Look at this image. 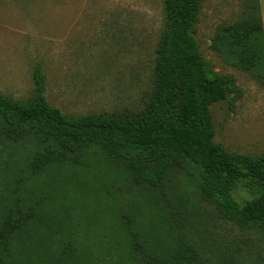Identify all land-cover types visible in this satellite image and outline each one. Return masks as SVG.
<instances>
[{"label":"rangeland","instance_id":"rangeland-1","mask_svg":"<svg viewBox=\"0 0 264 264\" xmlns=\"http://www.w3.org/2000/svg\"><path fill=\"white\" fill-rule=\"evenodd\" d=\"M245 2L204 0L194 35L214 69L236 78L237 92L211 106L216 141L230 153L255 157L264 153V57L258 79L211 48L219 26L242 18ZM165 19L164 0H0V96L30 100L39 66L47 101L67 115L139 112L156 84ZM22 168L21 155L0 144V208L16 187L23 207L31 205L25 191L38 197L31 200L41 202L48 218L30 227L35 245L40 232H59L53 264H122L123 216L136 227L149 264L176 262L180 249L188 255L182 264H264V230L243 229L226 218L198 190L199 170L189 161L158 189L126 184L105 164L97 171L51 164L19 183ZM235 196L251 199L252 191L243 187ZM70 233L72 261L59 255L60 236ZM30 253L24 264H45L42 254Z\"/></svg>","mask_w":264,"mask_h":264},{"label":"trees","instance_id":"trees-1","mask_svg":"<svg viewBox=\"0 0 264 264\" xmlns=\"http://www.w3.org/2000/svg\"><path fill=\"white\" fill-rule=\"evenodd\" d=\"M203 1L164 0L166 19L156 84L139 112L67 115L47 101L46 78L39 66L34 70L37 90L30 100L0 96V144L22 157L19 183L25 174L31 178L51 164L95 171L105 164L126 184L158 189L174 169L189 161L199 170L198 190L217 203L226 218L243 229L264 230V153L233 154L216 141L211 106L227 100L237 86L234 76L219 74L205 59L194 35ZM263 23L259 0H246L242 18L219 26L212 50L262 79ZM243 187L252 191L251 199L236 198L235 192ZM19 192V187L8 192L0 208V264H24L30 251L42 254L45 260H39L45 264H53L56 252L52 254L51 247L59 232L52 229V237L51 229L40 232L42 241L35 245V230L30 226L47 221L48 213H43L41 202L31 200L38 197L27 191L30 207L19 205ZM22 208L29 210L22 214ZM123 219L118 223L126 236L127 255L121 254L119 262L149 264L141 256L144 252L133 232L136 227ZM72 235L60 236L65 241L60 243L59 255L69 261L75 257L68 251L74 244ZM177 256L179 260L169 264H182L188 257L182 249Z\"/></svg>","mask_w":264,"mask_h":264},{"label":"crops","instance_id":"crops-1","mask_svg":"<svg viewBox=\"0 0 264 264\" xmlns=\"http://www.w3.org/2000/svg\"><path fill=\"white\" fill-rule=\"evenodd\" d=\"M259 3H260L261 15L264 22V0H259Z\"/></svg>","mask_w":264,"mask_h":264}]
</instances>
